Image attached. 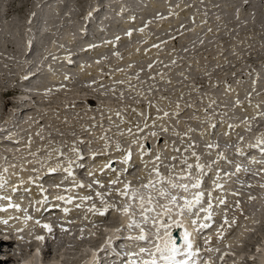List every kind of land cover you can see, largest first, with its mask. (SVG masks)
Masks as SVG:
<instances>
[{
  "label": "rangeland",
  "instance_id": "374dc122",
  "mask_svg": "<svg viewBox=\"0 0 264 264\" xmlns=\"http://www.w3.org/2000/svg\"><path fill=\"white\" fill-rule=\"evenodd\" d=\"M61 1L52 0L47 5L44 0H0V122L4 117L9 121H20L18 126H21V130L18 132L23 137L22 139L27 141V147H23L25 144L16 143V146L23 150L19 158L6 156L7 143L0 146V160L3 157L0 172L6 166L13 184H18L21 176L25 181H28L30 176H35L36 173L32 171L34 167L42 171L62 162V158L57 159L58 154L53 151V148L70 146L73 141L81 139L91 142L80 145L86 157L82 161L85 168L77 169L76 172L77 179H82L85 185L92 183L93 180L87 175L88 168L98 170L109 160L116 161L114 167L118 170L125 167L119 162L123 154L115 149L116 141H120L124 148L131 147L132 162L133 164L138 163L137 165L135 163L137 167L133 165L120 178L124 182L130 181L133 187L137 185L140 187L150 178L152 169L156 166L153 160L157 153L161 154L164 164H175V172H179L183 147L192 141L195 142L196 152L202 156V163L208 164L215 160L219 152H223L228 158L220 160L214 166L213 174L205 178L203 186L206 191L212 187L216 167L226 169L223 172L234 173L235 168L233 164L228 163L229 160L233 163L237 161L239 164H246L247 156L238 155L235 150L236 145L239 143V146L249 153L252 149L248 148V142L264 132V117L256 114L264 112L262 104L264 95L258 99L264 92L262 90L264 78H260L264 75V0H143L141 3V0H66L67 5L63 7L70 4L67 9L69 16L65 15L62 19H58L56 15L59 17L58 13L62 10ZM119 2L130 8L137 7L138 11L134 13L133 20L130 21L131 26L102 39L99 42L100 45L84 54L83 62L76 66L72 63L73 61H59L53 59L55 56H50V61H57V70L51 71L55 69V65L51 70L47 65L42 68L49 70L51 77L48 80H54L55 84L50 82L51 87L39 89L37 96L29 95L32 99L29 100L22 88L31 89L37 82V79L29 82L27 78L26 74L30 72L33 64L30 62L36 61L44 54L51 53L54 47L59 51L71 48L72 51L69 50L70 53H68L71 56L75 55L78 51L74 44L78 45L79 40H82L79 38L80 26L83 23H89L90 31H88L91 36L96 37L95 25L99 20L112 18L108 24H113V21L120 16L118 14L125 11V8L122 10L118 7ZM184 2L188 3L184 8L179 9L178 7ZM94 4H110L111 6L110 9L105 8L96 13L91 11ZM161 16L164 19H161ZM192 23L194 24L189 26ZM146 24L147 27H145ZM141 28H144L143 32L140 31ZM39 30H43L42 32L51 30V32L42 38ZM129 30L132 31L131 36L126 34ZM90 37L88 39L92 40ZM116 37L120 39L117 40ZM54 40H57L56 43ZM28 45L29 48H27ZM153 45H158V47H153ZM41 46H44L42 51L39 50ZM27 49L31 50L28 56L25 53ZM117 52L120 53L119 56L115 55ZM86 55H90L91 61H85L89 59ZM150 64L153 65L151 69L148 67ZM59 69L61 70L58 74ZM248 69L252 70V75L258 71L259 77L238 73ZM232 72L239 75L233 76ZM64 74H68L66 77L70 78L61 77ZM137 74L139 79H136ZM119 81H124V83H119ZM227 85L231 86V90ZM150 88L151 91H149ZM247 88L250 91L246 95L245 93L241 95L240 93L245 92ZM48 89L51 91H47ZM141 92L143 95L139 94ZM237 99L241 101L239 106L235 104ZM27 100L32 104L33 109L21 114V110L28 105L24 104ZM149 101L153 104L152 108L147 107ZM212 101L216 103L212 104L209 109ZM157 104L161 115L164 111L170 114L176 112L180 114L179 116L170 115L163 121H157L158 125L162 124L167 127L168 132L161 131L160 127L146 130V133L156 131L159 135L149 137L147 143L152 148V153L141 158L138 146L132 145L133 137H129L125 130L137 121L143 125L144 117L134 110L143 112L149 117V123H151V118L157 115L155 107ZM177 104L180 105L179 108ZM222 107L228 111L222 110ZM206 109L209 110L206 112ZM117 111L125 118L126 123H121L120 117L116 115ZM206 116L213 117L212 123L217 125L215 129L205 122ZM221 124L224 126L223 130L227 131L222 135V138L227 140V148L219 144L218 149H207L206 145L216 143L215 138L221 135L218 131ZM249 124H251V131H245ZM88 126H93L91 132L85 131ZM106 129H110L106 135L113 145L110 151L105 149V141L100 139L102 135H105ZM189 129L192 131L189 132ZM173 130L180 133V136L172 135ZM121 132L124 134L120 135ZM185 133L187 136H184ZM240 136L244 138L242 142L238 139ZM173 143L181 148V152L172 150ZM42 148L43 151H40ZM64 150L67 155H73L67 148ZM92 152L101 155L93 160L90 157ZM209 152H211L210 155ZM188 154L191 155L190 152ZM49 156L52 159L45 160ZM173 156L177 157L175 161L171 160ZM40 162H43V166ZM190 162L195 161L193 159ZM257 162L259 164L253 167L258 173L257 176L241 171L223 181L229 220L231 221L233 217L236 219L226 231L223 240L218 239L216 233L217 226L223 217V210H218L211 231L196 234V243L201 249L199 257L202 261L211 260L213 264H250L249 256L260 263L264 261V187H261L264 185V169H261L264 163ZM161 170L163 174L169 175L167 167H162ZM115 178V173L111 171H106L103 175L97 171L95 176V179L105 185L100 189L105 192L108 190L109 180ZM58 180H64L63 173L46 175L43 178L42 183L49 189L47 193L49 197L65 194L62 189L53 188ZM25 187L30 188V192H25ZM118 187L122 188L123 183ZM22 190L19 192L22 191L26 197L33 194L34 197L29 200L23 195L21 208L28 207V213L32 217L35 216L41 223L51 222L54 229L52 233H48L33 221L34 218L25 224L26 231H23L21 235L23 238L16 243V246L21 249L18 257L22 262L27 261V264L32 262L34 264H84L91 251L96 248L99 250L105 245L107 235L110 237L109 235L114 234L113 230L116 227L124 225L123 217L126 216L121 215L120 219V214L115 211H112L111 215L87 212V207L93 202L97 207L101 206L98 198L86 202L85 208H73L69 214L55 207L51 211L45 210V205H43L41 212L45 210L47 214L43 213L40 216L41 212L35 211V208L40 205L33 203L34 200L41 199L38 189L31 184H25ZM218 191L213 194L220 195ZM232 193H239V195ZM89 194L93 193L87 189L81 190V195ZM250 197H255V199H250ZM107 199L109 203H115L118 206L123 204L122 199L115 192ZM237 201L242 211L235 208ZM47 203L53 205L58 202L50 199ZM63 206L61 202V208ZM9 209L13 210L10 213L16 219H9L8 224L15 226L23 216L18 219L17 214L14 215V209ZM114 225L115 228L112 230ZM62 227L68 230L64 231ZM109 231L111 233H107ZM126 232L119 233V235ZM36 236H44L45 239L36 240ZM206 236L212 237L210 243L204 242ZM30 239L35 242L30 243ZM226 240L232 242L233 246L227 247L224 243ZM3 243L7 242L0 243L1 256H13L14 251L8 253L2 250ZM7 244L10 245V243ZM125 245H127L126 242ZM217 245L218 248H216ZM49 246L56 252H51L46 256L45 251ZM12 249H15V246ZM209 249H218V251H210L207 254ZM36 257H39V262ZM3 262L6 263L5 260L0 261V263ZM17 263L8 261L6 264Z\"/></svg>",
  "mask_w": 264,
  "mask_h": 264
},
{
  "label": "snow or ice",
  "instance_id": "6c2138e0",
  "mask_svg": "<svg viewBox=\"0 0 264 264\" xmlns=\"http://www.w3.org/2000/svg\"><path fill=\"white\" fill-rule=\"evenodd\" d=\"M89 15H91V13ZM160 18L164 19L163 16ZM145 27H147V24ZM140 31L143 32L144 28H141ZM126 34L131 36L132 31L129 30ZM116 39L119 40L120 38L116 37ZM153 47H158V45H153ZM115 55L119 56L120 53L117 52ZM97 63H99V61H97ZM148 67L151 69L153 65L150 64ZM65 78L69 79L70 77ZM152 78L154 79V77ZM136 79H139L138 74ZM119 83H124V81H119ZM129 87H131V85H129ZM227 87L231 90L230 85H227ZM47 91L50 92L51 89H48ZM149 91H151V88ZM139 94L143 95L142 92ZM250 96L251 94L249 93V97ZM215 103V101H212L209 105V109L211 108V105ZM235 104L236 106H239L241 101L237 99ZM147 107H153L151 101L148 102ZM155 107L157 109V115L151 118V123H149V117L145 116L143 112L134 110L138 115L144 117L143 125L137 121L134 125L125 130L129 137H133L132 145L138 146L141 158L152 153V148L147 143L149 137H156L159 135L156 131L146 133V130L149 128L155 129L156 127H160L161 131L168 132L169 129L162 124L158 125L157 121H163L164 119L169 118L170 115L179 116L180 114L179 112L170 114L168 111H164L161 115L159 105L157 104ZM179 107L180 105L177 104V108ZM256 107L259 108V105H256ZM209 109H206L205 111L207 112ZM116 115L120 117L121 123L127 122L125 121V118L121 116L119 111L116 112ZM257 116L264 117V112H258ZM212 119V116H206L205 122L215 129L217 125L212 123ZM253 119H255V117H253ZM109 120L111 121V116L109 117ZM98 126L102 127V125ZM92 127L93 126H88L85 131L91 132ZM117 127H119V125H117ZM133 129H135V131ZM108 131H110V129H106L105 135H102L100 139L105 141V149L110 151L113 145L106 135ZM188 131L191 132L192 129H189ZM246 131H251V124L248 125ZM123 134L124 132L120 133V135ZM172 135L180 136V133L173 130ZM184 136H187V133H185ZM181 139L183 141V137ZM243 139V136L239 137V141L242 142ZM90 143V141H84L81 139L79 141H73L70 146L53 148V151L58 154L57 159L60 160V158H62V162H58L55 166L48 167L47 173L64 174V181H68L69 183L63 185V187L62 182H58L55 185L57 190L62 189L65 193L63 195H57L55 197H49L47 195L49 189L42 183L44 177L39 174L40 169L38 168L32 169V171L36 173L35 176H30L28 181H25L23 177H20L18 184L11 183V175H8L9 170L8 168H4L3 171L0 172V201H7V205L6 207L0 205V211H7L9 208L23 211L25 213V223L33 219V217L28 214V209H22L21 204L16 203L13 196L8 194L9 191L18 192L20 187L25 184L35 186L42 197L39 200L33 201L35 205L43 206L51 199L58 202L51 205V207L60 209L65 214H69L73 208H85L86 202L98 198L101 202V206L97 207L93 202L87 207V212L98 215H111L112 211H115L122 216L128 217L127 224L121 225L116 228L115 231L117 233L127 231L129 234L124 238L130 241V246L137 250L124 251L122 253L125 258L123 264H211L210 260L202 261L200 259V248L197 247L196 244V234L204 233L206 230L211 229L215 224L218 210H223V217L216 229L217 238L223 240L226 231L232 226V223L236 219L233 217L231 221L229 220L228 202L227 196L224 194L223 181L225 178H231L232 175L240 173L241 171H247V169H245L243 165L239 163L233 164V161L229 160L228 163L233 164L235 172H223L222 169L216 167L214 178L212 179V187L206 191L203 187L205 178L213 174L214 166L217 165L220 160H227L228 158L223 152H219L215 160L205 164L201 162L202 156L195 150L194 141L185 145L182 152L181 148L176 147L173 143L172 150L174 152H181V170L175 172V164H164L161 159V154L157 153L153 160V163L156 166L152 169V175L155 178H149L147 183L140 187H133L130 181L124 182L120 179L121 176L130 170L128 166L133 161L132 149L131 147L124 148L120 141H116L114 145L115 149L123 154L119 162L124 164L125 167L118 170L114 167L116 161L109 160L98 170L88 168L87 175L92 177L93 180L92 183L85 185L83 181L77 179L76 172L77 169H83L85 167L82 161L86 157L80 145ZM229 147H231V145H229ZM65 148H67L73 155H67L64 150ZM206 148L210 150L218 149L219 143H208ZM248 148L258 149L260 153L264 154V133L256 138L255 143L249 144ZM235 150L241 157L248 155V153L239 146V143L236 145ZM189 152L191 155L188 154ZM210 154L211 152H209V155ZM98 155L101 154L92 152L90 157L95 160ZM73 156L75 158H73ZM48 159L51 160L52 157L49 156ZM176 159V156L171 157L172 161H175ZM193 159L195 162H190ZM256 162L255 159L252 160V163ZM260 162L264 163V161ZM40 163L43 166V162ZM162 167H167L169 169V175L165 176L160 171ZM97 171H99L101 175L106 171H111L116 175L115 179L109 180L108 190L106 192L100 191L105 185L100 180L95 179ZM121 183H123L122 188L118 187ZM248 187H252V185H248ZM261 187H264V185H261ZM82 189H87L94 195H81ZM217 190H219L220 195L215 196L213 193ZM24 191L30 192V188L25 187ZM113 192L122 199V206H118L115 203H109L107 197L112 196ZM232 194L239 195V193ZM250 199H255V197H250ZM61 202L64 205L62 208ZM235 208L242 211V209H240L239 201L236 202ZM48 210L50 211L51 208ZM35 211L41 212V207H36ZM186 217L191 218V228L188 226ZM12 218L13 217H10L9 219ZM0 223L7 225L8 220H0ZM35 223L40 225L48 233L54 231L53 225L50 223L41 224V221L38 219ZM149 229H151V231ZM62 230L67 231L68 229L62 227ZM81 238L83 239V237ZM117 238L119 239L120 237ZM35 239L44 240L45 237L36 236ZM211 239V236H206L204 242L210 243ZM112 244V237H108L105 245L99 250H94L93 255L98 256L100 251H103L105 247ZM209 251H218V249H209ZM224 255H228V253H224ZM221 259H223V257H221Z\"/></svg>",
  "mask_w": 264,
  "mask_h": 264
},
{
  "label": "bare ground",
  "instance_id": "6f19581e",
  "mask_svg": "<svg viewBox=\"0 0 264 264\" xmlns=\"http://www.w3.org/2000/svg\"><path fill=\"white\" fill-rule=\"evenodd\" d=\"M52 0H44V3L45 4H47V3H49V2H51ZM143 0H141L140 1V3L142 2ZM56 2V1H55ZM66 2V0H62L61 1V8H62V10L61 11H59V17H58V15H56L57 16V18L58 19H62V17L63 16H69V14L67 13V9H68V6H65V7H63L64 5H67V3H65ZM179 1H177V3H178ZM189 2V1H188ZM188 2H184L183 4H181L178 8L179 9H182V8H184V6H185V4L186 3H188ZM53 3V2H52ZM190 3V2H189ZM118 4V3H117ZM119 4H120V6H118V7H120L122 10L124 9L125 11L124 12H121V13H119L118 15H120L119 16V18L118 19H120L121 20V23H116V24H113V26L110 28V29H107L105 32H103V37H102V39H104V38H107L108 36H110L111 34H113V33H118V32H120V30H122V29H124V28H128L129 26H131V20H133V13H135L136 11H138L137 10V7H127V6H124V4L123 3H121V2H119ZM47 5H49V4H47ZM70 5V4H69ZM178 5V4H177ZM50 6H52V5H50ZM110 4H108V5H100V4H94V5H92V7H91V11L92 12H96V13H98V12H100V11H102V10H104L105 8H109L110 9ZM141 6V5H140ZM53 7V6H52ZM71 7V6H70ZM70 7H69V9H70ZM54 10V9H53ZM60 10V9H59ZM175 10V9H174ZM56 11V10H55ZM52 16V15H51ZM54 17V16H53ZM117 17V16H116ZM46 19V18H45ZM52 19V18H51ZM55 19H56V17H55ZM111 18H107L105 21H102L99 25H97L96 26V28H95V30H97L101 25H103L104 23H106L107 21H109ZM57 20V19H56ZM85 20H87V18L85 17ZM58 21V20H57ZM61 21V20H60ZM59 21V22H60ZM41 22V21H40ZM50 22H52V21H50ZM62 22V21H61ZM64 22V21H63ZM45 23H47V22H45ZM53 23V22H52ZM194 23H195V21H194ZM194 23H192V24H189V26H192ZM50 24V23H49ZM55 24H57V23H55ZM59 24V23H58ZM65 24V23H64ZM81 24V23H80ZM46 25V24H45ZM60 25H61V23H60ZM50 26V25H49ZM88 26H89V23L87 24V23H83L81 26H80V30H79V36L81 35V36H83L81 39L82 40H79V43H78V45H76V43L74 44L76 47L75 48H77V50L76 51H79L78 53H76L74 56H71L69 53H70V51H72V49L71 48H68V49H62V51H59V50H57L56 49V47H54L53 49H52V51H51V53H47V54H45L46 56L43 58V56L44 55H42L40 58H38L37 60H39V61H41V60H43V62L41 63L42 65H45V64H47V66H48V69L49 70H51V68L55 65V69H53V70H51V71H56L57 69V66H58V64H57V66H56V63H57V61L56 60H49V57L50 56H55L53 59H57V60H61V61H73L74 63H75V66L76 65H78V64H80L81 62H83V60H82V56L84 55V54H87V52H89V51H92L93 49H95V48H97L99 45H96V46H94L93 47V43H99L102 39H100L99 41L98 40H96L95 38H93L92 40H89L88 38V35H87V33L89 32L88 31ZM43 27V26H42ZM44 27H46V26H44ZM53 27V26H52ZM56 27H58V25L56 26ZM48 29V28H47ZM38 30V29H37ZM52 30V29H51ZM51 30L49 31V32H51ZM54 30V29H53ZM40 31V30H39ZM38 31V32H39ZM43 31V30H42ZM46 31V34H43V36L45 37V35H48L47 33H49L48 32V30H45ZM57 32V31H56ZM53 33V32H52ZM59 33V32H58ZM72 33V32H71ZM39 34H41V33H39ZM57 34V33H56ZM55 34V35H56ZM54 35V36H55ZM76 36H77V34H76ZM30 37V36H29ZM49 37V36H48ZM60 37V36H59ZM59 37H58V40H59ZM74 37V36H73ZM55 38V37H54ZM57 38V37H56ZM55 38V39H56ZM76 38V37H75ZM204 38V37H203ZM53 39V38H52ZM62 40H64V39H62ZM72 40V39H71ZM47 41H49V40H47ZM55 41V43H56V41L57 40H54ZM68 41V40H67ZM73 41V40H72ZM75 41V40H74ZM53 42V41H52ZM59 42V41H58ZM70 42V41H69ZM45 43V42H44ZM47 43V42H46ZM50 43V42H49ZM60 43V42H59ZM62 43V42H61ZM70 44H72V43H70ZM100 44V43H99ZM55 45V44H54ZM116 45V44H115ZM49 47V46H48ZM63 47V46H62ZM74 47V46H73ZM72 47V48H73ZM113 47H115V46H113ZM27 48H29V45L27 46ZM41 49H39V50H41L42 51V49H43V46H41L40 47ZM46 48H47V46H46ZM49 48H51V47H49ZM66 48V47H65ZM80 48V50H78ZM61 49V48H60ZM70 50V51H69ZM73 50H75L74 48H73ZM27 51V50H26ZM25 51V52H26ZM65 51V52H64ZM100 51V50H99ZM105 51V50H104ZM103 51V52H104ZM62 52H64L63 54H62ZM69 52V53H68ZM29 53H30V51L27 53V56L29 55ZM70 55V57L68 56V54ZM75 53V52H74ZM228 54V53H227ZM226 54V55H227ZM101 55V54H100ZM38 57V56H37ZM86 57L87 58H89L88 60H85L86 62H88V61H91V59H90V55H86ZM229 57V56H228ZM43 58V59H42ZM51 59V58H50ZM121 59V58H120ZM37 60L32 64V65H35L36 64V62H37ZM156 60V59H155ZM87 64V63H86ZM32 65H31V67H32ZM61 65V64H60ZM79 67V66H78ZM61 68V67H60ZM80 68V67H79ZM32 70V69H31ZM31 70H30V72H31ZM48 70V71H49ZM61 69H59L58 71H57V73L60 71ZM48 71L47 70H45V69H43L41 72H37V73H35V74H30V72H28V74H26L27 76H29V77H31V75L34 77V76H36L37 75V77H38V79H39V84H37V88H35V91H34V93H33V96L35 97V96H37L38 95V90L39 89H43V88H45V87H47V86H49V87H51L52 85L50 84V82L52 83H54L55 84V81L54 80H51V81H49L48 79H49V77H51L50 75H49V73H48ZM110 72V71H109ZM251 72H252V70L251 69H248L247 71H241V72H238V73H242V74H245V76H250V74H251ZM54 73V72H53ZM44 74H48L47 76H45ZM59 74V73H58ZM72 74V73H71ZM75 74H76V72H75ZM232 74H234L233 76H237V75H239V74H236L235 75V72H232L231 73V75ZM68 75V74H67ZM67 75H63V76H61V77H63V78H65ZM241 75V74H240ZM55 76H56V74H55ZM73 76V75H72ZM251 76L252 77H256V78H258L259 77V72L258 71H256V72H254V74L252 75L251 74ZM59 77V76H58ZM75 77V76H74ZM263 77H264V75H263ZM54 79H55V77H54ZM236 85V84H235ZM252 88V87H251ZM261 88V87H260ZM263 88V89H262ZM262 90H264V84H263V86H262ZM242 90H243V88H241ZM248 91H250V90H247L246 92H242V93H240L241 95L243 94V93H245V95L247 94V92ZM37 92V93H36ZM36 93V94H35ZM231 93V92H230ZM264 93V92H263ZM262 93V95L261 96H259L258 97V99L259 98H261V97H263V94ZM26 94H27V96H28V99L29 100H32L30 97H29V95H31V93H29V92H26ZM32 96V95H31ZM23 101H26V100H23ZM21 102L22 104L24 103V102ZM259 101V100H258ZM264 101V100H263ZM24 104H28L24 109H22L21 110V114H23L24 112H26V111H30V109H33L32 108V104L31 103H29L28 102V100H27V102L26 103H24ZM210 104V103H209ZM262 104L264 105V102H262ZM257 105V104H256ZM255 107V106H254ZM222 110H227V109H224V107H222ZM228 111V110H227ZM257 114V113H256ZM233 117V116H232ZM229 118V117H228ZM236 119V118H235ZM234 121V120H233ZM236 121V120H235ZM20 122V121H19ZM19 122L17 121V122H10L9 121V123H6V124H8V125H6V128H0V146L2 145V144H5V143H7V147L5 148V149H7L5 152H7L6 153V156H8V158L9 157H12V158H16V157H21L22 155H19L20 153H21V148L19 147V146H16V143L18 142L19 144H25L26 145V143H27V141H24L22 138V136L20 135V132H18L19 130H21V126H18L19 125ZM16 123V125H14V124ZM10 125H13V127H10ZM23 125V124H22ZM235 125V124H234ZM233 128V127H232ZM239 128V127H238ZM243 128V127H242ZM36 129V128H35ZM228 130V129H227ZM221 131L223 132L224 130L221 128ZM246 131V130H245ZM264 133V132H263ZM257 138V137H256ZM256 138L255 139H252V140H250L249 142L250 143H252V141H256ZM217 138H215V140H216ZM239 139V138H238ZM212 141V140H211ZM221 141H222V137H221ZM10 143V144H9ZM28 143H29V141H28ZM222 144H221V146H225V144H223V142H221ZM13 145H14V147H13ZM23 146V147H27V145L26 146ZM47 145V144H46ZM11 147V148H10ZM41 148V147H40ZM225 148H227L226 146H225ZM20 150V151H19ZM40 151H43V148L40 150ZM245 151H246V149H245ZM256 152H259L258 154H261L260 153V151L258 150H256ZM249 153H254V149H252ZM249 153H248V155H249ZM21 154H23V150H22V153ZM38 154V153H37ZM52 154V153H51ZM254 155V154H253ZM135 156V155H134ZM261 157H263L261 160H259L258 158H261ZM1 158V157H0ZM29 158V157H28ZM254 158H255V160L256 161H264V154H261L260 155V157H258V155L257 156H254ZM48 158H46L45 160H47ZM20 160V159H19ZM35 160V159H34ZM40 160V159H39ZM142 160V159H141ZM248 160L249 159H247L246 160V164L244 165L243 164V167L245 166H247V171L249 170V169H251L250 167H251V165H255V164H257L258 162H256L255 164H251L250 162H248ZM2 161H3V157H2V159L0 160V167H2V165H1V163H2ZM23 161V160H22ZM36 161V160H35ZM19 162V161H18ZM138 162V161H137ZM143 162V161H142ZM235 162H237V161H235ZM234 162V163H235ZM33 163V162H32ZM136 163V162H135ZM135 163L133 164V162L128 166L129 168H131L133 165L135 166V167H137L136 165L138 164V163H136V165H135ZM233 163V164H234ZM237 163H239V162H237ZM241 163V162H240ZM154 164V163H153ZM259 164V163H258ZM4 165V164H3ZM241 165H242V163H241ZM28 166H29V164H28ZM6 167V166H5ZM5 167H3V168H5ZM23 167V166H22ZM33 167V166H32ZM35 168V167H34ZM85 168V167H84ZM24 169V168H23ZM261 169H264V168H261ZM229 170V169H228ZM252 170V169H251ZM30 171V170H29ZM223 171H226V169L225 170H223ZM250 171V170H249ZM161 172H162V170H161ZM163 173V172H162ZM41 176H43L44 178L46 177V175H53V174H56V173H47V168H46V170H42V171H40V173H39ZM165 175V174H164ZM168 175V174H167ZM167 175H165V176H167ZM22 177V176H21ZM149 177V176H148ZM209 177V176H208ZM150 178H155L153 175H151L150 176ZM18 179V178H17ZM211 179V178H210ZM255 179V178H254ZM79 180H81V181H83L82 179H79ZM16 181V180H15ZM145 181V180H144ZM148 181V180H147ZM56 182H62V186L63 185H66L67 183H69L68 181H64V180H58V181H56ZM12 184L14 183V182H11ZM83 183H84V181H83ZM144 183V182H143ZM142 183V184H143ZM147 183V182H146ZM207 183V182H206ZM141 184V185H142ZM145 184V183H144ZM211 184V183H210ZM56 185V184H55ZM140 185V186H141ZM259 186V185H258ZM135 187V186H134ZM137 187H139L138 185H137ZM203 187H205V186H203ZM51 188V187H50ZM53 188H55V186L53 187ZM231 188V187H230ZM23 189V186H21L20 187V189L19 190H22ZM23 191V190H22ZM22 191L21 192H8V194L9 195H12L13 196V198L14 199H16L17 201H18V203H20L21 204V201L22 200H24V197L25 198H29V200H31L33 197H34V194L33 195H31V196H28V197H26L23 193H22ZM219 192V191H218ZM263 192V191H262ZM23 195H24V197H23ZM39 197H41L40 195H39ZM42 198V197H41ZM260 200V199H259ZM16 201V202H17ZM2 202V201H1ZM0 202V205H2V206H4V207H6L4 204H6L7 205V201H3L2 203ZM26 202V201H25ZM28 203V202H27ZM26 203V204H27ZM51 203H53V202H51ZM264 203V202H263ZM51 205L52 204H49V203H47V204H45V208L44 209H46V210H48L49 208H51V210L52 209H54V207H51ZM36 207V206H35ZM40 207H41V205H40ZM28 208V207H27ZM50 210V211H51ZM10 209H7V211H4L5 213H0V218H1V220H9V218L10 217H12V214L10 213ZM13 211V210H12ZM11 211V212H12ZM14 211L16 212H14V215L15 214H17L16 216H17V218L18 219H20V217H22V220H19V221H17V223L15 224V226H10L9 224H7V225H3V223H0V230H2V231H0V232H3V235L7 238V239H11V238H13V239H17L19 242L22 240V232L25 230L26 231V228L27 227H25V224L26 223H24V216H25V213L23 212V211H17V210H15L14 209ZM49 211V210H48ZM43 213L44 214H47V212H45V210H42V212L39 214L40 216L41 215H43ZM3 214H5V215H3ZM29 214V213H28ZM30 215V214H29ZM77 216V215H76ZM75 217V216H74ZM33 218H34V220L33 221H36L37 220V218H35V216H33ZM122 218V216L120 215V219ZM16 218L13 216V218L11 219V220H15ZM125 219V221L123 222V220ZM190 219L191 218H189V217H186V221L188 222V226L191 228V223H190ZM123 220H121V222H123L124 223V225H126L127 224V222H128V219H126V217H123ZM72 221V220H71ZM114 221V220H113ZM115 221H116V218H115ZM9 223V222H8ZM44 223H48V222H44ZM49 223H51V222H49ZM11 224V223H10ZM41 224H43V223H41ZM79 224H81L80 222H79ZM28 225V224H27ZM26 225V226H27ZM29 226V225H28ZM115 228V225H114V227L112 228V230ZM117 228V227H116ZM115 228V229H116ZM22 229V231H20ZM115 229L113 230V231H115ZM212 229V228H211ZM211 229H209V230H206L205 232H208V231H211ZM56 230V229H55ZM112 230H111V232H112ZM150 231H151V229H149ZM110 231L109 232H107V233H111ZM126 232V231H125ZM129 233L128 232H126V233H123V235H119V233H117L116 231L114 232V234H112V235H109L110 237H112V239H113V244L112 245H110V247L108 246V248H110L109 250H110V252H112V251H117V254L118 253H122V251H136L137 249L136 248H133V247H131L130 246V241H128L127 239H123V238H121V239H119V240H115V239H117V237H121V236H123V237H126L127 235H128ZM198 235V234H197ZM197 235H196V240H197ZM237 235V234H236ZM11 236V237H10ZM63 237V236H62ZM107 238H108V235H107ZM106 238V239H107ZM106 239H105V242H106ZM4 239L2 238V239H0V243L3 241ZM16 240V241H17ZM35 242V241H34ZM33 242V240L32 239H30V243H34ZM125 242L127 243V245H125ZM224 243H225V245L227 244V247H232L233 246V243L232 242H227V240H226V242L224 241ZM117 244V245H116ZM197 244V243H196ZM231 244V245H230ZM118 245H121V246H118ZM121 247H122V251L120 250L121 249ZM197 247H199V245H197ZM216 248H218V245L216 246ZM38 249V248H37ZM226 249V247L224 248V250ZM33 250V249H32ZM95 250H98V248H96ZM55 250H53L52 248H47V250L45 251V253H46V256H47V254L49 255V253H51V252H54ZM62 251V250H61ZM94 251V250H93ZM93 251H91V253L89 254V257L86 259V261H85V263L84 264H97V256H94L93 255ZM200 251H201V249H200ZM56 252V251H55ZM73 252V251H72ZM210 253V251L209 252H207V254H209ZM120 254H118V256H121ZM28 256V255H27ZM45 256V255H44ZM76 256V255H75ZM220 256H221V254H220ZM253 258V257H252ZM250 259L252 262H255L254 261V258L253 259ZM28 259V258H27ZM36 259H37V261L39 262V257L37 258L36 257ZM45 260V259H44ZM43 260V261H44ZM56 260H58V259H56ZM249 260V258H248V261H250ZM264 260V259H263ZM55 261V260H54ZM211 261V260H210ZM264 261H261V263H263ZM22 264H27V261H23L22 262ZM31 264H34L33 262L31 263ZM120 264V263H119ZM121 264H123V262L121 263ZM211 264H213V262L211 261ZM250 264H251V262H250Z\"/></svg>",
  "mask_w": 264,
  "mask_h": 264
}]
</instances>
